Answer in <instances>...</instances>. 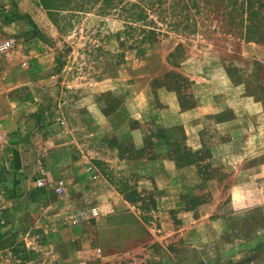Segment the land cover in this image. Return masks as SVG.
I'll use <instances>...</instances> for the list:
<instances>
[{
  "label": "rangeland",
  "instance_id": "374dc122",
  "mask_svg": "<svg viewBox=\"0 0 264 264\" xmlns=\"http://www.w3.org/2000/svg\"><path fill=\"white\" fill-rule=\"evenodd\" d=\"M168 1L140 41L99 2L0 0V83L29 82L63 160L0 136L4 263L264 264V0Z\"/></svg>",
  "mask_w": 264,
  "mask_h": 264
},
{
  "label": "crops",
  "instance_id": "0c3cea01",
  "mask_svg": "<svg viewBox=\"0 0 264 264\" xmlns=\"http://www.w3.org/2000/svg\"><path fill=\"white\" fill-rule=\"evenodd\" d=\"M27 14H32L31 10H26ZM14 23L10 21V23H6L2 25V30L12 32L14 31ZM0 29V30H1ZM6 38V37H5ZM3 38V39H5ZM35 37L30 38L29 40L32 43L35 41ZM2 39V40H3ZM1 41V40H0ZM32 50V49H31ZM39 57L42 58V53H39ZM44 72V71H43ZM11 73V71H10ZM25 74V75H24ZM33 72L31 73L28 69L27 70H19L18 77H30L32 76ZM4 76V75H3ZM7 77H11L10 75H5ZM14 77V76H13ZM29 82L22 81L21 79H13L10 82L0 83V136H47L43 138H39L38 146L40 148L39 151L44 152L40 155H43L42 159L47 162L48 166L53 162H59L60 164L63 162L61 158L60 151H56L53 149L55 143L52 141L51 136H56L55 134L46 132L47 126L45 124L39 125L38 119H33L32 115L34 111L40 107V103L37 101L32 100L34 97H31V93L33 88L28 84ZM7 117H9L10 124L7 125ZM6 141V140H5ZM3 148L0 147V159L3 153ZM43 150V151H42ZM38 161V160H37ZM59 165L58 173L61 171V165ZM0 181V188H3L4 191L5 187L7 186L8 189H14L15 192L18 191V185H9L5 184V182L1 183ZM27 187V186H26ZM25 187V188H26ZM21 188V187H20ZM24 190V188H22ZM3 197L0 198V204L4 202V205L12 211L15 202L11 199L5 198L4 194ZM14 224L0 222V237L9 234V231H13ZM34 240V239H33ZM1 251V249H0ZM0 264H6L3 260H0Z\"/></svg>",
  "mask_w": 264,
  "mask_h": 264
},
{
  "label": "trees",
  "instance_id": "16d2710c",
  "mask_svg": "<svg viewBox=\"0 0 264 264\" xmlns=\"http://www.w3.org/2000/svg\"><path fill=\"white\" fill-rule=\"evenodd\" d=\"M46 10L53 8L55 0H39ZM68 3L72 0H67ZM77 6H83L84 4L100 3V9L103 13H109L111 11H117L116 13L120 15L132 28L134 32L138 35L137 38L140 41H146L154 37V35L159 34V30H153L150 28H145L143 22L147 21L146 17L151 12L153 14L160 16L162 20L163 11L165 6L164 1L168 0H136L135 2H127L126 0H76ZM173 0L168 1V6L172 4ZM181 0H177L179 2ZM189 1L194 3V0H184L181 4L187 6ZM180 4V5H181ZM169 25L170 28H174V22Z\"/></svg>",
  "mask_w": 264,
  "mask_h": 264
},
{
  "label": "built area",
  "instance_id": "2783aa9c",
  "mask_svg": "<svg viewBox=\"0 0 264 264\" xmlns=\"http://www.w3.org/2000/svg\"><path fill=\"white\" fill-rule=\"evenodd\" d=\"M14 43V39L11 37H7L0 41V51L8 50L10 47H12ZM1 125V124H0ZM37 185H46L47 184V177L45 175L39 177L36 180ZM53 190L56 193H61L63 191V180L58 179L56 180L55 184L53 185ZM2 197V191L0 190V198Z\"/></svg>",
  "mask_w": 264,
  "mask_h": 264
}]
</instances>
